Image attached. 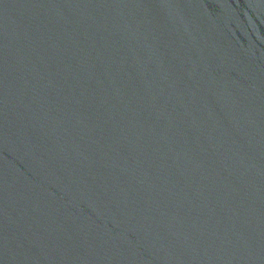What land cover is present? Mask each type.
I'll return each mask as SVG.
<instances>
[{
  "label": "water",
  "instance_id": "95a60500",
  "mask_svg": "<svg viewBox=\"0 0 264 264\" xmlns=\"http://www.w3.org/2000/svg\"><path fill=\"white\" fill-rule=\"evenodd\" d=\"M0 264H264V0H0Z\"/></svg>",
  "mask_w": 264,
  "mask_h": 264
}]
</instances>
